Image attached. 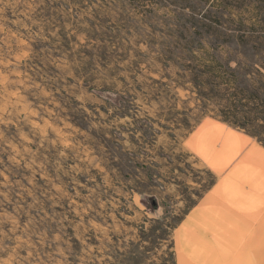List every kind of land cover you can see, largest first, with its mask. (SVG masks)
<instances>
[{"label": "rangeland", "instance_id": "374dc122", "mask_svg": "<svg viewBox=\"0 0 264 264\" xmlns=\"http://www.w3.org/2000/svg\"><path fill=\"white\" fill-rule=\"evenodd\" d=\"M186 2L0 0V264H187L177 228L218 181L195 134L264 147V39L192 42L218 11ZM254 5L223 28L264 29Z\"/></svg>", "mask_w": 264, "mask_h": 264}, {"label": "crops", "instance_id": "0c3cea01", "mask_svg": "<svg viewBox=\"0 0 264 264\" xmlns=\"http://www.w3.org/2000/svg\"><path fill=\"white\" fill-rule=\"evenodd\" d=\"M193 150L218 181L177 228L182 261L264 264V147L217 122L195 134Z\"/></svg>", "mask_w": 264, "mask_h": 264}, {"label": "trees", "instance_id": "16d2710c", "mask_svg": "<svg viewBox=\"0 0 264 264\" xmlns=\"http://www.w3.org/2000/svg\"><path fill=\"white\" fill-rule=\"evenodd\" d=\"M181 4V9L186 7H194L193 5H186V2L188 0H175ZM198 3L206 4V6L210 7V5L218 11V14H212L211 12H199L197 13L200 17L199 21H186L182 14H177V18L180 22L185 24V22L194 24L197 22V24H200L204 30L201 32H196V37L192 39V42L200 41L203 43L205 39H203L202 35H213V41L216 42L219 45H223L224 42L228 39H235L237 42H240L241 44H250L251 39L258 38L263 41L264 39V29L262 30H255L253 27H246L243 24L242 20L239 22L240 24L236 26L235 28H223V22L221 18L219 17V14L226 17L229 22H233V15H242L245 11H247V8L243 7L245 4L248 3V8L250 5H252L253 1H255L256 6L254 5L255 10V16L257 19L261 22H264V0H194ZM202 7V6H201ZM243 7V8H242ZM226 13V14H225ZM197 14H195L197 16ZM225 31V32H223ZM207 43H210L207 41ZM253 48V47H252ZM225 120L228 118L224 117Z\"/></svg>", "mask_w": 264, "mask_h": 264}, {"label": "bare ground", "instance_id": "6f19581e", "mask_svg": "<svg viewBox=\"0 0 264 264\" xmlns=\"http://www.w3.org/2000/svg\"><path fill=\"white\" fill-rule=\"evenodd\" d=\"M222 144V143H221ZM224 146V145H223ZM223 146H221V147H223ZM255 162V161H254Z\"/></svg>", "mask_w": 264, "mask_h": 264}]
</instances>
